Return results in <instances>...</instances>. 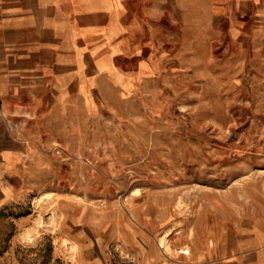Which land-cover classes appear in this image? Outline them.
Masks as SVG:
<instances>
[{
	"label": "rangeland",
	"instance_id": "1",
	"mask_svg": "<svg viewBox=\"0 0 264 264\" xmlns=\"http://www.w3.org/2000/svg\"><path fill=\"white\" fill-rule=\"evenodd\" d=\"M261 25L110 42L20 129L0 97V264H264Z\"/></svg>",
	"mask_w": 264,
	"mask_h": 264
},
{
	"label": "crops",
	"instance_id": "2",
	"mask_svg": "<svg viewBox=\"0 0 264 264\" xmlns=\"http://www.w3.org/2000/svg\"><path fill=\"white\" fill-rule=\"evenodd\" d=\"M234 16L260 19L264 30V0H0L3 113L20 129L35 110L31 92L57 98L76 79L84 91L110 42L120 47L156 26L185 28L201 17ZM14 158V151L4 153L8 167Z\"/></svg>",
	"mask_w": 264,
	"mask_h": 264
},
{
	"label": "bare ground",
	"instance_id": "3",
	"mask_svg": "<svg viewBox=\"0 0 264 264\" xmlns=\"http://www.w3.org/2000/svg\"><path fill=\"white\" fill-rule=\"evenodd\" d=\"M169 243L170 242L167 236H163L160 238L159 245L162 249L166 250L167 252L172 251ZM178 251L182 254H189V251L186 249H178Z\"/></svg>",
	"mask_w": 264,
	"mask_h": 264
}]
</instances>
